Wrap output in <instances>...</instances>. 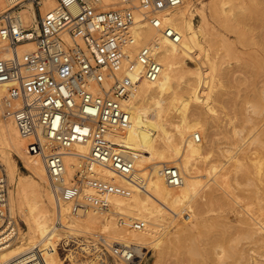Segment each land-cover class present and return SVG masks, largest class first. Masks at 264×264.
Instances as JSON below:
<instances>
[{
	"label": "bare ground",
	"instance_id": "obj_1",
	"mask_svg": "<svg viewBox=\"0 0 264 264\" xmlns=\"http://www.w3.org/2000/svg\"><path fill=\"white\" fill-rule=\"evenodd\" d=\"M100 1L102 9L123 6L122 0ZM7 3L0 0V13ZM131 3L134 20L122 33L124 56L119 70L105 69L101 82L92 77L85 82L86 90L92 95H103L109 90L114 74L116 78L125 76L135 82L120 101L129 115L128 124L122 128L108 127L104 134L109 141L120 144L122 152L130 159L129 174L118 173L104 161L91 159L90 139L81 137L68 146L50 139L43 124L34 116L31 134H22L12 114L21 107L22 101L9 95L8 83H0V178L7 182L10 219L9 231L0 236V264L29 263L34 248L43 264H158L164 246L195 236L207 224L220 227L202 243L203 249L210 246L215 250L218 264L219 258H224L225 245L232 251L229 254L235 257L234 261L241 264L251 261L253 256L249 250L264 248V189L241 196L231 183L233 180L240 185L241 178L245 185H256L255 180L261 179L264 168L263 12L261 22L257 20L259 28L251 26L259 34V38L256 35L259 39L256 49L260 48L257 59L263 71L256 74L259 76L253 74L257 78L250 81L247 77L252 71L255 73L254 68L247 69L252 70L247 74L243 65L247 76L242 70H235L236 66L234 70L228 68L230 58L239 60L233 54H238L234 43L248 33H245L248 27L244 26L243 16L247 13L248 20H252L258 12L255 5L264 4V0H207V5L202 3L200 7L195 5V0H181L174 7L152 14L160 21V28L150 25L140 0H131ZM27 6L19 14L24 26L32 25L36 16L30 4ZM57 7V0H41L40 13L43 15ZM238 8L248 10L241 16L242 10ZM261 8L263 11L264 6ZM71 9L76 11L75 6ZM197 11L199 17L195 21ZM163 28L177 33L178 41L163 34ZM64 40L72 45L68 35H64ZM238 43L241 46L244 42ZM142 47L149 48L161 66L154 80L141 77L143 71L137 62V53ZM34 48L31 41L16 46L18 55ZM240 53L241 56L245 52ZM11 54L10 47L0 39V58ZM252 57L255 55L250 59ZM244 88L247 91L241 95ZM228 101L236 106L235 113L217 111V104L224 105ZM78 102L76 99L75 103ZM235 118L254 124L250 131L258 124L259 128L243 147L232 141L231 146L222 149L214 130L223 127L238 134ZM258 121L262 123L255 125ZM69 122L81 135L92 132L96 126L92 128L90 121H82L79 113H72ZM239 150L241 153L237 152ZM53 154L58 157V164L52 159ZM17 159L26 172H19ZM164 166L178 171V184L169 185L165 181ZM67 189L75 190L70 198L64 196ZM210 207L234 210L238 224L232 225V220H227L226 216L224 219L222 213H219L221 218L218 214L208 216ZM247 209L254 216H250ZM15 214L22 218L25 230L20 228ZM190 216L192 219L188 222L178 219ZM90 236H101L106 247L108 243L124 245L138 260L90 257L79 246ZM62 237L77 239L78 246L71 244L67 253L58 250L54 245ZM244 237L255 246L249 249L238 246V240ZM149 253L150 263L147 258L144 260Z\"/></svg>",
	"mask_w": 264,
	"mask_h": 264
},
{
	"label": "built area",
	"instance_id": "obj_2",
	"mask_svg": "<svg viewBox=\"0 0 264 264\" xmlns=\"http://www.w3.org/2000/svg\"><path fill=\"white\" fill-rule=\"evenodd\" d=\"M7 1L0 13V39L7 43L12 54L0 58V83H8L9 95L22 101L21 107L12 111L21 133L31 134L34 116L43 124L50 139L64 146L81 137L90 139L91 159L104 161L118 173L129 174L132 170L130 159L122 152L120 144L109 141L104 134L108 127L122 128L128 124L129 115L120 101L135 82L125 76L116 78L114 74L110 89L103 95H92L86 90L85 82L88 77L101 82L105 69L119 70L124 56L121 50L122 33L134 20L131 0H122L123 6L118 9H102L100 0H57L58 7L45 11L43 15L40 13L41 0ZM180 2L140 0V6L150 25L160 28V21L152 14ZM27 4L36 12L30 26H24L19 15L28 7ZM72 6L76 11L71 9ZM162 33L173 41L179 39V35L171 29L163 28ZM64 35L71 39V46L66 44ZM26 41L35 44L34 50L18 55L16 46ZM137 62L142 65V78L154 80L158 76L161 66L149 48L142 47L138 51ZM76 99L79 100L77 104ZM72 113H79L80 119L90 121L92 128L96 125L95 129L81 135L71 128L69 117ZM52 159L58 164V157ZM163 174L169 185L180 181L174 167L164 166ZM68 189L64 191L66 198L75 194V190ZM7 199V182L0 178V236L10 228ZM94 237L90 236L79 245L90 257L101 260L105 256H115L125 261L138 260L137 255L124 245L108 243L110 249L103 245L101 236ZM75 240L62 237L54 247L67 253L71 244L78 246ZM31 254L32 260L23 264H43L36 248Z\"/></svg>",
	"mask_w": 264,
	"mask_h": 264
},
{
	"label": "rangeland",
	"instance_id": "obj_3",
	"mask_svg": "<svg viewBox=\"0 0 264 264\" xmlns=\"http://www.w3.org/2000/svg\"><path fill=\"white\" fill-rule=\"evenodd\" d=\"M202 3H205L206 5H207V0H195V5L197 6V7H200L201 6V4ZM263 3H257V5L259 6L260 5V9L262 10V8L261 7H263L264 6V4L262 5ZM257 5H255V7H257V11L259 12L260 11V13H258V12H256V11H254V12H252V13H255L254 14V17L252 18V20H248V17L249 16H247V13L243 16V14L248 10H245L244 11V9L243 8H238V10L240 9V10H242V13H239V11H238V13H239V15L241 14V16H243V18L244 19H246V20H243V21H245L246 23H244V26H246V27H248V28H246V31H245V33H247L246 34V36H244L245 35V33H244V37H241L240 39H238L235 43H234V46H236V48H238L239 49V51H238V49H236L235 48V50H237V51H235V52H237L238 54H236V53H233L234 54V56H237V57H239V62L238 61H234V58H230L229 60H228V68H232L233 70L235 69V70H238V72H239V70H242V72L244 73V71L245 70H247V69H249V68H254V70H255V73H254V71H252V70H247V72H245V73H249V71H252L251 73H249L248 75V77L247 78H249V80L250 81H252V80H254L255 78H257V77H255V75L256 74H258V73H261V71H263L262 70V68L260 69V67H261V65L260 64H258V63H260L259 61H258V56H259V52L260 51H258V50H260V48L258 47V50L256 49L257 48V46H258V43H259V34H257L258 32H256L257 30H254V29H252L253 27L255 28V29H258L259 28V26H257L258 24L260 25V17L262 18V15H263V13H264V9H263V11H261L259 8H258V6ZM118 7H116V8H119L120 7V5H117ZM206 7V10H208V7L207 6H205ZM247 7H249V6H247ZM115 8V9H116ZM241 12V11H240ZM263 12V13H262ZM258 14V15H257ZM258 16V17H257ZM198 11L197 12H195V21L198 19ZM256 17H257V19H256ZM255 18V19H254ZM249 19H251V18H249ZM257 20H259V21H257ZM254 23V24H253ZM246 24V25H245ZM248 24H250V26H248ZM251 24H253V25H251ZM256 25V26H255ZM251 26H252V28H251ZM257 27V28H256ZM212 28V27H211ZM210 28V29H211ZM221 29V28H220ZM248 29V30H247ZM221 31H223V30H221ZM249 31H252V32H250L249 33ZM255 34H254V33ZM227 33H229V32H227ZM231 34H233V33H231L230 32V36H231V38H233V35H231ZM258 36V38H257V36ZM247 36H248V38H247ZM253 36V37H252ZM255 36V37H254ZM251 37V38H250ZM245 40H244V39ZM254 38V39H253ZM251 39H253L252 41H251ZM257 40L258 39V42H255L254 40ZM244 40V41H243ZM246 40H248V41H246ZM238 42H240V43H242V42H244L243 44H241V46H240V44L238 43ZM251 43V44H249V43ZM253 42H255V45H254V43ZM236 44V45H235ZM246 44H249L248 45V47H245L246 46ZM245 45V46H244ZM250 45H252V46H250ZM243 46H244V50H243ZM249 46H250V48H249ZM254 46H255V48H254ZM241 47V48H240ZM248 50H247V49ZM252 48H254V49H252ZM243 51V52H245L244 54L242 53V57L244 58V59H242L241 58V56H240V52H242L241 50ZM249 49H251V50H249ZM252 50H255V51H252ZM249 51H250V53H251V51L252 52H255V53H251V55L249 56ZM257 51V52H256ZM240 53V54H239ZM246 53H248V54H246ZM233 54H232V57H233ZM255 55V57H252L251 59H250V57L251 56H254ZM245 56V57H244ZM249 56V57H248ZM247 57V58H246ZM245 58H246V60H247V64H245L246 62V60H245ZM240 60H241V62H240ZM253 60H256L255 61V63H254V61ZM252 61V62H251ZM233 63H235V64H233ZM237 63H239V64H237ZM240 63H242V65L240 64ZM255 64V65H253V66H251L250 64ZM229 64H231V65H229ZM256 64H258V66H256ZM238 65V66H237ZM243 65H245V67H246V69L243 71ZM246 65H248V66H246ZM232 66V67H231ZM233 66H236V67H233ZM260 66V67H259ZM239 67H241V69L239 68ZM243 67V68H242ZM225 68V67H224ZM227 68V67H226ZM257 68H258V70H257ZM256 70L258 71L257 73H256ZM244 73V75L245 76H247L246 74ZM250 74H252L251 76H253V77H251L250 76ZM253 74H255V75H253ZM256 76H259V75H256ZM253 78V79H252ZM232 84H233V82H232ZM242 87H244L243 85H241ZM240 86V87H241ZM242 87L241 88H239V89H242ZM243 91H245V88L242 90V92H240V94L241 95H243L246 91H247V89H246V91L245 92H243ZM237 97V96H236ZM231 100H233V99H231ZM229 102V103H228ZM227 103H225L224 105H219V104H217V111H219V112H221L222 114L223 113H228L229 115H231V114H233V113H235V111H236V106L234 105V104H232V102L231 101H228ZM240 118V117H239ZM236 120H237V118H235ZM241 119V118H240ZM240 119H238L237 121L238 122H236V127H238L239 128V132H238V134H233V132L229 129V128H223V127H217L215 130H214V133H215V136L217 137V142H218V144L221 146V148L222 149H225V148H227V147H229V146H231V142L232 141H237V142H239V144L243 147L245 144H243L245 141H249V139L251 138L250 136L253 134V133H255L256 131L255 130H257V127L259 126V122H261V121H258L257 123H255V125L256 124H258L257 125V127L256 128H254V129H252L251 131L249 130V129H251L253 126L252 125H254V124H252V123H248V121L246 122H244V120L243 121H241ZM262 123V122H261ZM262 125H264V124H262ZM262 125L260 126V127H262ZM255 127V126H254ZM259 128V127H258ZM239 135V136H238ZM234 137V138H233ZM240 137V138H239ZM242 137V138H241ZM233 140H232V139ZM241 139V140H240ZM238 153H241L240 152V150L239 151H237ZM222 158H224V157H222ZM1 161V160H0ZM16 163L18 164V167H19V172H26V169L24 168V167H22L23 166V164L21 163V161L20 160H16ZM239 180L241 181V184L240 185H236V183L232 180V186H233V190L236 192V193H238V194H240L241 196H247V195H249L250 193H251V191H253V190H255V189H258L260 192L264 189V168H262L261 169V179L260 180H258V179H256L255 180V182H256V185H245V183L243 182V180L241 179V178H239ZM245 200H248V198H245ZM251 200H253V199H251ZM236 208V207H235ZM247 211L250 213L249 215L250 216H254V214L251 212V211H249L248 209H247ZM219 213H222V214H220V215H222V217L225 219L226 217V219L227 220H229V221H231V223H232V225L233 224H238V221H236V218H237V213H235V211L234 210H228L227 208H225V207H223V208H219V209H217L216 207H210V209L207 211V215L208 216H212V215H217L218 214V216H219ZM224 214V215H223ZM16 215V218H17V220H18V223L20 224V228H22V230H25V224H24V222H23V220H22V218L21 217H19V214H15ZM229 215V216H228ZM240 215V214H239ZM224 216H226V217H224ZM220 217V216H219ZM221 218V217H220ZM179 220H184L185 222L187 221H190L191 219H192V217L190 216V218H188V219H186V218H182V217H179L178 218ZM175 222V221H174ZM175 224V223H174ZM220 229V227H218L217 225H215V226H213V225H211V224H207V226L206 227H204V229L202 228L201 229V231H199V232H196V234H195V236H189V239L187 238V237H184V239L183 238H181L180 240H178V241H176V242H174V243H172L171 245H169V246H164L163 248H162V250H161V255H160V260H159V263L158 264H201V261L204 263V264H218L217 262V258H216V255H215V250L211 247V249H210V246L209 247H207L208 249H206L205 250V248L203 249V245H202V243L203 242H205V239H207L210 235H212V233L214 234L216 231H218ZM82 233H86L87 235H89L88 234V232H82ZM91 235V234H90ZM183 239V240H182ZM188 239V240H187ZM230 243V242H229ZM238 246H242V247H244L245 249H249V248H252V247H254L255 245H254V243L253 242H250V240L247 238V237H244V238H240L239 240H238ZM148 244H150V243H148ZM227 245H225L224 246V249H226L225 251H224V255L222 256V257H224V258H222V259H220L219 258V263L220 264H241V262L240 261H234V256H232V254H229V253H232V251H229L230 249H229V247H226ZM213 251V252H212ZM250 251V255H252L253 257H252V259H251V257H250V260L251 261H249L248 263L249 264H264V248L262 247V249L260 248V249H258V250H249ZM206 252V253H205ZM214 253V254H213ZM204 254H207V255H204ZM226 254V255H225ZM150 255V253L148 254V255H146L147 257H144V260H145V258H147V260H148V263H150L151 262V259H152V257L151 256H149ZM206 256L205 258H204V256ZM213 255V256H212ZM229 255H231V256H229ZM233 257V258H232ZM253 258H255V262H254V260H253ZM203 259V260H202ZM143 259H142V263H143V261H144ZM222 260H223V262H222ZM111 263H113L114 264V262H111ZM202 263V264H203Z\"/></svg>",
	"mask_w": 264,
	"mask_h": 264
}]
</instances>
